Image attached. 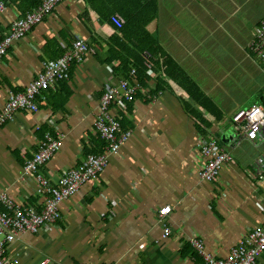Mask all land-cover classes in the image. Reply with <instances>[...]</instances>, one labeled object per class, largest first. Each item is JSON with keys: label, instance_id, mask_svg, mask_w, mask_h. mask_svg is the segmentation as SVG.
I'll return each instance as SVG.
<instances>
[{"label": "crops", "instance_id": "1", "mask_svg": "<svg viewBox=\"0 0 264 264\" xmlns=\"http://www.w3.org/2000/svg\"><path fill=\"white\" fill-rule=\"evenodd\" d=\"M5 1L0 42L14 20L44 0ZM87 3L63 0L0 59L1 111L11 93L23 92L76 37L95 50L72 65L70 80L39 98V111H19L1 127L0 192L24 204L45 203L40 183L23 166L47 131L63 137L60 151L41 167L55 184L87 155L104 150L95 121L106 88L125 79L120 62L111 60L122 34L112 16L101 18ZM129 12L115 13L128 21ZM262 20L264 0H158V14L146 29L201 94L157 70L143 86L152 92L157 87L156 100L140 91L125 108H114L123 130L132 132L130 140L96 178L63 201L57 224L21 235L8 246L7 258L19 264H206L192 238L225 259L264 226V127L257 140L232 130L237 111L264 105V64L252 50ZM211 139L232 156L215 181L200 176L206 161L201 144ZM166 205L172 232L163 239L158 211Z\"/></svg>", "mask_w": 264, "mask_h": 264}, {"label": "built area", "instance_id": "2", "mask_svg": "<svg viewBox=\"0 0 264 264\" xmlns=\"http://www.w3.org/2000/svg\"><path fill=\"white\" fill-rule=\"evenodd\" d=\"M63 0H44L33 10H29L23 17L11 23L9 33L0 42V59L5 56L11 45L25 37L44 17L56 8ZM6 9V1L0 0V11ZM117 28H122L125 19L119 14L112 15ZM259 60L264 64V20L261 21L255 42L252 45ZM95 50L81 37L73 40L70 50L59 59L47 61L39 78L35 79L23 92L11 93L9 100L0 111V130L10 122L19 111L37 112L40 110L39 98L51 88L72 77V65L80 64L88 54ZM146 68L149 76H153L151 55L145 52ZM136 74L133 68L131 76ZM155 90V87H153ZM143 91L149 98L157 99L160 92L145 89L142 84L123 79L116 84L109 85L104 91L100 112L95 121V131L105 143L101 153L89 154L83 162L67 170L60 181L55 184L41 171V167L51 161L63 146V137L46 134L44 141L31 158L24 160L23 173L35 175L40 183L39 192L45 197L44 205L39 208L34 205L17 201L11 194L0 192V264H19L17 259L7 258L8 246L23 234H37L44 228L51 229L62 218L61 204L66 199L76 195L81 186L96 178L109 164L112 155L121 150L131 136V131H125L121 125V117L114 112L115 107L125 108L127 103L135 101L137 94ZM156 93V94H155ZM232 130L240 136L246 134L249 140H257L264 127V105H255L249 110L237 111L232 117ZM201 154L206 158L200 176L207 181L218 179L223 166L232 160V156L217 145V139H211L201 144ZM264 178V172L261 175ZM171 212V206L159 209V219L163 225V239L171 235V226L165 221ZM192 247L203 258L206 264H264V226L255 228L250 234L241 239L231 248L225 259H217L207 253L202 240L192 238Z\"/></svg>", "mask_w": 264, "mask_h": 264}, {"label": "trees", "instance_id": "3", "mask_svg": "<svg viewBox=\"0 0 264 264\" xmlns=\"http://www.w3.org/2000/svg\"><path fill=\"white\" fill-rule=\"evenodd\" d=\"M145 1L146 0H132L128 2V0H116L100 2V0H87V4L97 11L101 18H110L114 15L113 13L120 11L121 8L123 12L130 11L129 13H125L126 18H129V20H125L123 27L118 28L122 36L118 38L119 42L116 44V48L113 47L116 54L111 60L120 62L119 72L124 74L125 79L147 86L146 84L153 79V77L149 76L146 68L145 52H149L154 73L159 70L158 74L162 73L172 80H177L179 82L183 81L185 84L189 82L194 89L201 94L193 81L176 63L172 60L170 63L167 61L165 50L161 48L162 46L158 40L147 31L146 27L148 23L154 20L158 14V0H147L146 3ZM127 5L132 7L135 12L132 13ZM253 52L257 56L254 50ZM64 54L65 52L63 55ZM171 65L177 70L174 71L176 74L175 77L169 71ZM133 68L136 69V74L131 76ZM155 92H159L157 87H155ZM202 98L208 100L205 97ZM48 133L49 131H47L46 134Z\"/></svg>", "mask_w": 264, "mask_h": 264}]
</instances>
